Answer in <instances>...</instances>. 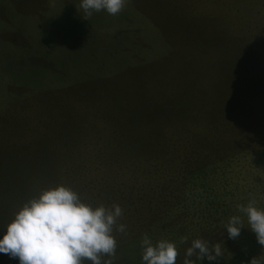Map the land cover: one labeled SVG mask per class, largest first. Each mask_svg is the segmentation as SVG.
Returning a JSON list of instances; mask_svg holds the SVG:
<instances>
[{
  "label": "rangeland",
  "instance_id": "rangeland-1",
  "mask_svg": "<svg viewBox=\"0 0 264 264\" xmlns=\"http://www.w3.org/2000/svg\"><path fill=\"white\" fill-rule=\"evenodd\" d=\"M83 17L80 0H0V237L63 185L121 207L113 264H142L145 234L174 243L175 264L194 239L222 252L195 264H248L261 246L237 205L264 209V0Z\"/></svg>",
  "mask_w": 264,
  "mask_h": 264
},
{
  "label": "clouds",
  "instance_id": "clouds-1",
  "mask_svg": "<svg viewBox=\"0 0 264 264\" xmlns=\"http://www.w3.org/2000/svg\"><path fill=\"white\" fill-rule=\"evenodd\" d=\"M127 2L80 0V8L83 19L87 20L102 10L116 16ZM255 203L253 199L246 206L237 205V209L247 217L249 230L261 246V254L252 257L248 264H264V209L257 208ZM122 214L119 205L93 208L81 202L72 189L60 185L29 200L15 214L0 237V254L18 259L19 264H82L84 260L91 264H113L117 242L112 233ZM242 228L241 217L232 216L224 230L228 239L235 240ZM116 231L124 232L125 225H119ZM186 242L187 237L182 238L181 243ZM141 247L142 264H175L179 254L174 243L160 240L153 245L147 234L141 240ZM221 256L219 243L210 247L208 241L194 239L185 251L183 264H195L192 257L211 262Z\"/></svg>",
  "mask_w": 264,
  "mask_h": 264
},
{
  "label": "trees",
  "instance_id": "trees-1",
  "mask_svg": "<svg viewBox=\"0 0 264 264\" xmlns=\"http://www.w3.org/2000/svg\"><path fill=\"white\" fill-rule=\"evenodd\" d=\"M0 204H1V203H0ZM0 206H1V205H0ZM0 216L3 217V218L6 220V218L4 217V212L2 211V208L0 209ZM7 222H8V221H7ZM7 222L5 221L4 226L6 225Z\"/></svg>",
  "mask_w": 264,
  "mask_h": 264
}]
</instances>
